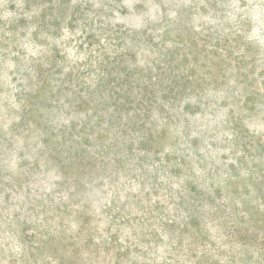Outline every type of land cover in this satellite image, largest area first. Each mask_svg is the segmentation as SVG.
<instances>
[{
    "label": "rangeland",
    "instance_id": "1",
    "mask_svg": "<svg viewBox=\"0 0 264 264\" xmlns=\"http://www.w3.org/2000/svg\"><path fill=\"white\" fill-rule=\"evenodd\" d=\"M0 264H264V0H0Z\"/></svg>",
    "mask_w": 264,
    "mask_h": 264
}]
</instances>
